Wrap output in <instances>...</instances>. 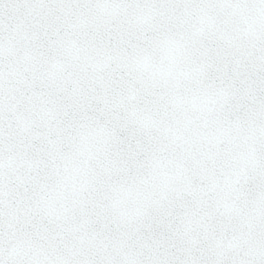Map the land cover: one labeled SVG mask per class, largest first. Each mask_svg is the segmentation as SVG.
Returning <instances> with one entry per match:
<instances>
[{
	"label": "snow or ice",
	"instance_id": "6c2138e0",
	"mask_svg": "<svg viewBox=\"0 0 264 264\" xmlns=\"http://www.w3.org/2000/svg\"><path fill=\"white\" fill-rule=\"evenodd\" d=\"M0 264H264V0H0Z\"/></svg>",
	"mask_w": 264,
	"mask_h": 264
}]
</instances>
